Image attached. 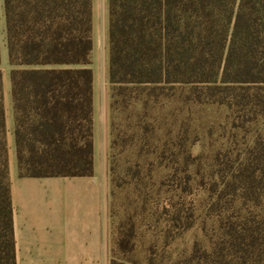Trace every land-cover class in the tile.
<instances>
[{
    "label": "trees",
    "instance_id": "obj_1",
    "mask_svg": "<svg viewBox=\"0 0 264 264\" xmlns=\"http://www.w3.org/2000/svg\"><path fill=\"white\" fill-rule=\"evenodd\" d=\"M3 3L20 178L93 177L94 0ZM109 42L112 196L123 178L148 206L158 163L176 226H193L181 202L193 185L224 224L223 241L184 264H264V0H109ZM1 63L0 38V264H18ZM210 111L222 117L208 139L223 134L194 156L189 116ZM137 223L114 231L111 264H138Z\"/></svg>",
    "mask_w": 264,
    "mask_h": 264
},
{
    "label": "rangeland",
    "instance_id": "obj_2",
    "mask_svg": "<svg viewBox=\"0 0 264 264\" xmlns=\"http://www.w3.org/2000/svg\"><path fill=\"white\" fill-rule=\"evenodd\" d=\"M6 26L4 3L0 0V38H1V70L4 75V93L7 109V127H8V145L11 152H15L14 146V119L13 107L11 99V84L8 48L6 46ZM95 49L92 58V68L96 75V99H97V116L100 123V128L103 130L104 124L107 121L111 129V89L109 83V67H110V42H109V0H95ZM222 113L219 111L197 112L189 116L192 124L197 126L201 134V142L193 149L194 156L203 154L204 158L210 156L212 150L211 144L219 135V130L216 129L217 136L213 141L207 137L208 129L215 123H219ZM194 119L193 121L191 120ZM216 141V140H215ZM243 141V140H242ZM112 142V135H111ZM111 156H109V173L111 179V196L109 201V216L114 231L118 228L121 220L126 216H134L139 225L137 250L132 257L138 264H184L191 258L195 246H200L203 250L212 252L224 239L225 229L220 218L213 214L209 208V202L206 201V196L196 185L192 186L193 193L188 195L183 202L185 208L192 213L193 226L189 229L176 226L172 222V217L176 210L169 205L170 199H174V193H165L167 189L161 190L155 182L160 181V177L169 175V172L159 170V164L155 163L152 178L149 182L148 190L151 191V203L143 207L136 202V196L139 190L129 188L126 180L123 178L120 181L123 183V188H115V196H112V177H111ZM126 155L120 156L117 159L118 166L123 167L127 163ZM196 172V169H194ZM168 189L173 190V187ZM149 191V192H150ZM178 198L174 201L178 202ZM165 205L169 210H165ZM182 206V205H181ZM167 211V212H166ZM113 214V215H112Z\"/></svg>",
    "mask_w": 264,
    "mask_h": 264
},
{
    "label": "crops",
    "instance_id": "obj_3",
    "mask_svg": "<svg viewBox=\"0 0 264 264\" xmlns=\"http://www.w3.org/2000/svg\"><path fill=\"white\" fill-rule=\"evenodd\" d=\"M96 107L95 75L93 177L20 178L10 153L18 264H111V129L107 121L100 128Z\"/></svg>",
    "mask_w": 264,
    "mask_h": 264
}]
</instances>
